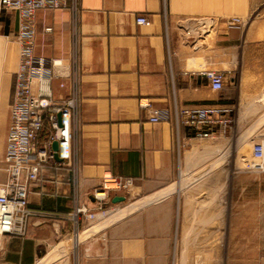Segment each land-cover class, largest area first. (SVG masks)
I'll list each match as a JSON object with an SVG mask.
<instances>
[{
	"label": "crops",
	"instance_id": "crops-1",
	"mask_svg": "<svg viewBox=\"0 0 264 264\" xmlns=\"http://www.w3.org/2000/svg\"><path fill=\"white\" fill-rule=\"evenodd\" d=\"M141 15L149 26L137 25ZM207 19L212 35L184 36L182 28L197 30ZM36 27L37 53L66 60L70 10L40 11ZM77 32L72 159L41 168L23 234L0 238V264H170L175 235H191L193 216L200 226L207 214L217 220L225 189L234 186L244 126L264 125V72H219V91L206 77L209 66L222 62L224 42L232 60L246 45L264 48V0H78ZM14 73L0 98L2 158ZM53 92L57 99L67 96L68 83L62 89L54 83ZM141 102L166 117L150 122ZM204 106L228 110L226 127L215 125L208 142L180 122L185 107ZM105 176L131 180L134 200L114 204L123 196L110 192V210L101 216L92 192ZM78 206L95 217L81 222L72 242ZM71 250L76 259L72 254L70 261Z\"/></svg>",
	"mask_w": 264,
	"mask_h": 264
},
{
	"label": "built area",
	"instance_id": "built-area-1",
	"mask_svg": "<svg viewBox=\"0 0 264 264\" xmlns=\"http://www.w3.org/2000/svg\"><path fill=\"white\" fill-rule=\"evenodd\" d=\"M69 9L72 15V31L68 58L55 59L37 53L36 15L40 11ZM12 13L16 18V31L12 38L18 46V67L14 73L9 103L10 124L6 135V148L2 161L4 180L0 182V235L23 234L30 212L28 195L33 183L39 180L41 168L55 159L51 149L58 143L57 155L62 162L72 159L73 122L78 115L80 87L79 36L77 32L78 0H0V12ZM137 25L149 26V19L136 18ZM51 28H44L48 34ZM213 90H222L224 77L219 72L206 74ZM60 89L68 83L67 96L57 99L53 84ZM140 107L149 113V121L159 122L166 115L153 110L141 102ZM227 109L214 106L201 108L185 107L181 111L180 122L200 139L213 136L215 125L226 127L223 115ZM44 134L43 141L40 140ZM264 164V143H255L250 150L247 167L262 170ZM131 180H121L105 176L92 192L96 201V211L106 216L110 210L109 193L128 192ZM95 213L84 206L75 207L71 214L74 235L78 234L80 222L93 219Z\"/></svg>",
	"mask_w": 264,
	"mask_h": 264
},
{
	"label": "rangeland",
	"instance_id": "rangeland-1",
	"mask_svg": "<svg viewBox=\"0 0 264 264\" xmlns=\"http://www.w3.org/2000/svg\"><path fill=\"white\" fill-rule=\"evenodd\" d=\"M231 22L238 23V20ZM200 26L197 30L192 28L181 30L188 38L195 37L196 31L200 35L209 32L212 35L214 28L209 19L202 20ZM15 31L14 14L1 11L0 44L8 49L5 55L0 56V62L1 65L5 63V67L11 68L7 87L18 67V46L14 44L12 38ZM243 48L242 56L239 58L236 53L235 59L232 60L231 47L224 42L222 62L209 66L208 72H232L233 69L235 72H264V48L262 47L260 51L248 49L247 45ZM261 142L264 143V125L244 126L240 133L237 157L234 158L238 161V171L234 173V186L228 191L225 189L217 220H209L211 215L207 214L206 225L200 226V221L193 216L190 229L187 231L191 235H175L170 264H264V164L262 170L247 167L252 145ZM3 158L0 153V179ZM131 188L124 192L128 203L134 200L130 193ZM195 232L199 234L193 235ZM74 237L75 235L68 240L71 239L73 242ZM71 251L68 254L70 261L72 254L76 259L75 251H72L73 253Z\"/></svg>",
	"mask_w": 264,
	"mask_h": 264
},
{
	"label": "bare ground",
	"instance_id": "bare-ground-1",
	"mask_svg": "<svg viewBox=\"0 0 264 264\" xmlns=\"http://www.w3.org/2000/svg\"><path fill=\"white\" fill-rule=\"evenodd\" d=\"M7 47L5 45H1L0 44V56L1 55H5L6 54V51H7ZM7 66V65H6ZM10 70V71H9ZM11 72V68L10 67H5V63L1 65V62H0V98L2 96L3 93H5L7 91V78H8V75L9 73ZM78 234L75 235V237L77 236ZM72 238L73 240L75 239ZM75 246V245H74ZM76 247V246H75ZM65 249V248H63ZM57 250H60V249H57ZM62 250V249H61ZM61 253V252H60ZM62 256V255H61Z\"/></svg>",
	"mask_w": 264,
	"mask_h": 264
},
{
	"label": "water",
	"instance_id": "water-1",
	"mask_svg": "<svg viewBox=\"0 0 264 264\" xmlns=\"http://www.w3.org/2000/svg\"><path fill=\"white\" fill-rule=\"evenodd\" d=\"M51 149L55 152V159L56 160H60L58 158V155H57V149H58V143L57 142H53L52 145H51ZM125 201V198L124 197H115L113 198L112 202L115 204V203H120V202H124Z\"/></svg>",
	"mask_w": 264,
	"mask_h": 264
}]
</instances>
